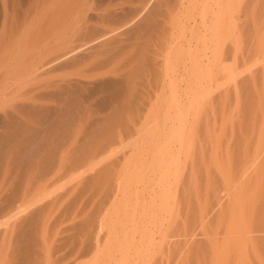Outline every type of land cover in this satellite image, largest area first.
<instances>
[{
  "label": "bare ground",
  "instance_id": "6f19581e",
  "mask_svg": "<svg viewBox=\"0 0 264 264\" xmlns=\"http://www.w3.org/2000/svg\"><path fill=\"white\" fill-rule=\"evenodd\" d=\"M47 1L45 4L48 5V8L45 12V7L44 9L41 7L44 3L42 0H0V27L2 28H0V216L3 218L0 219L3 220L0 221V264H50L52 256L61 250L65 251V254L62 255V261H58V264L59 262L62 264L64 262V264H95L97 260L98 264H102L108 260L106 257L108 252L112 251L121 254L120 259L114 255V252L112 254L114 256L108 254L112 256L111 260H114L113 257L117 258L113 262L108 260L112 263L129 264L134 262L133 264H138L141 261L142 264L145 261L143 259L148 258L145 256L146 254L151 257L149 251L153 250L154 245L157 244L156 236H165L164 233L159 234L158 232L159 229L165 228L163 226L167 218L165 219L164 215L167 216L168 213H171L169 211L172 206L166 205L168 200L172 203L173 197L176 201L178 199V196L172 191L178 193V190L181 191L183 187L179 182L175 184L177 185L176 189L171 191V187L173 188L175 183L172 181L175 179H172L173 176L178 173L176 175L178 178L179 174H183V170L179 173L177 169L181 170V164H185L186 157L184 155L187 154L185 153L187 150L184 148L190 150L191 147V145L188 147L185 144L187 137L190 136L192 139L193 134L197 133L196 136L194 135L195 140L193 139L191 143L193 145V142L195 144L199 138L198 132L203 130L199 131L203 127V123L196 127V129L199 128L198 132H193L192 129L188 130L189 125L192 128L194 125H191L187 120L190 112L195 114V111L198 110L197 104L201 107L199 103L203 98L202 94H204L202 91L206 88H202L201 83L206 82L207 79H211L212 82L219 81L215 75H220L224 67L230 74L227 69L230 70L231 65L229 64L231 60L233 61L232 53L236 54L241 49H243L241 51L246 50L247 52L246 56L244 55L245 61L249 54L248 63L255 61L250 63L255 65L257 60H261L260 63L263 62L264 52L261 53V51L264 50L262 48L264 47V0H108L111 7H106H110V9L107 10L103 18L108 24L103 28H95L98 23L89 24L93 23L90 22L92 15L91 18H88L85 14L86 19L89 20L83 16L87 22L80 18L84 15V13L78 15L82 6L80 10L77 4H80L81 1ZM41 2L43 3L41 4ZM27 3H31L30 8L27 9L26 6V12L23 13L24 16L21 19L22 15L20 17L17 14L22 10L19 12L18 10ZM82 3L81 5H83ZM134 4H138V6L133 7ZM87 7L89 8V6ZM85 8L83 7V9ZM103 10L105 9L102 8ZM41 11L48 12L47 15H42L43 19L39 14ZM79 19L85 24L79 26L81 23ZM188 31L192 32V39L187 40L184 67H182V71H180L181 68L177 69L178 72L173 71L171 61L174 62L176 59L171 60L170 57L177 54L174 51L178 47L181 49L179 43L181 37L177 33L185 35ZM166 47L170 48L169 51L164 50ZM164 51L169 53L168 58L167 55H164L166 54ZM259 53L263 54L261 59H259ZM235 54L234 59L236 60ZM140 64L142 65L140 66ZM228 65L229 67H227ZM252 65L248 66L252 67ZM246 68L245 66L244 69L247 70ZM172 71L173 73H171ZM234 72L231 73L235 74ZM250 72L251 74L248 76L253 75L255 81L257 79V84H260V77H254L258 75L257 72L253 73L252 70ZM262 73V79H264V69ZM172 75L175 78H172ZM235 75L229 76L234 78ZM252 77L249 79L253 80ZM219 78H222V82L224 81L223 77ZM242 80L246 81L245 78ZM193 82L198 83L195 85L197 91L190 87ZM222 82L219 81L221 85L218 83L220 88L225 84ZM239 82L242 85L243 81ZM176 83L181 86L183 83L185 87L179 86L178 88ZM246 83L248 84V82H245V87H247ZM262 83V86L259 85L262 87L261 89L259 87L256 89L255 85L253 89V84L247 87L248 89L252 87L249 90L243 88L248 92L249 97L246 95L247 93L246 96L244 95L245 97L243 96L244 98L248 97L247 102L242 101L244 104L243 106L239 105L242 108H240L239 114L235 115L237 119L242 114L241 111H244V121L243 115L238 119L245 123V129H240L242 125L244 126L243 122H234L241 124L238 129L236 126L239 127V125L234 123L230 125L232 139H230L231 141L228 139L226 145L224 142H220L223 144L218 147L221 146V150L222 148L223 150H220V155L217 157L212 155L214 159L211 157L213 161L210 171L206 170L210 169V158L207 159V156L204 158V160H209L206 164H203L204 160H201L202 166L207 167V163H209L208 168L204 167L207 171H205L204 181L200 175H197L200 168L199 160L196 156L193 157V163L196 164L195 160L199 163L198 171L196 167H194L196 168L194 171H197L198 181L204 182L202 183L204 189L202 192H196V197L194 196L195 192L190 190L189 192L193 193V198L184 196L182 192L183 197H186L182 198L183 204V201H187L188 198L192 199L187 207L182 204L185 207L184 211L180 209V206V208L178 207L184 213V215L180 213L182 216L179 213L178 215L185 219L182 221L183 224L185 222V239L179 249L182 252V254L179 252V256L182 255V258L186 255L188 259V256L191 254L193 256L196 253L198 258L202 257L201 261L197 260L199 264H221L224 256L223 246H230L233 250V248L235 249L234 244L235 246L239 245L241 240V234H239L241 231L239 230L242 229L240 225L244 226L245 222L247 224L253 222V230L257 234L253 238L257 247L256 253L258 255V251H261L264 255L262 248L264 247V153L262 154L264 150L261 149L260 154L257 148L260 145L262 147L263 143L260 145L258 143L264 139L262 138L264 137V91H262V89L264 90V81ZM176 85L177 89L174 87ZM235 87L237 88V86ZM210 88L212 87L210 86ZM167 89L171 96L166 95ZM209 89L208 92L211 91ZM259 90L263 94L261 91L258 93ZM192 91L193 93H191ZM255 92L258 95L261 93V95L258 96ZM239 94L235 100L239 98L241 102L243 97L241 98L242 95ZM165 95L168 98H165ZM203 96L206 97V95ZM164 98L170 100L171 107L168 109L173 111V116L168 117V120L171 121L170 127L166 124V118V122L164 121L165 123L163 122V125L161 123L160 126L162 132L157 131L159 128L155 129L161 139L154 134L155 132H152L154 134L152 136L148 130H145V132H149L148 135L151 138L153 137L154 143H156L154 138L159 137L155 138L160 145L156 146L155 153L148 152L155 156V158L153 156L156 164L155 170L150 166L153 163L149 161V164L147 163L148 158L152 157L151 154L146 153L147 160L141 155L142 149L144 148L145 151V148L149 146H147L148 140H143L147 135L141 134V131L138 134H141L140 138L144 136L141 140L146 144L141 141L140 145L144 143L146 146L139 147L141 152L139 148H136V152L139 150L138 158L141 159V155L143 159L145 158L144 161H136L138 158H134V152L131 154L127 152L129 155L125 154L130 157L125 158L124 155L123 160H117V162L111 160L112 163L111 161L109 163L110 159L108 158L111 155L113 157L120 143H124L122 142L124 134L135 135L136 128L140 127L154 113H159L160 110L163 112L166 109L165 114L169 113L166 107L170 102H166L167 100ZM229 99L227 97V100ZM166 103L168 104L166 105ZM164 105H166L165 108ZM195 107L196 110H193ZM196 115H193V118H198ZM234 116L232 119L235 118ZM190 118L192 121V116ZM201 119L203 120V118ZM201 119L198 124L202 121ZM195 121L197 119L193 120L194 123ZM168 123L170 122L168 121ZM246 124L251 129H246L248 128ZM217 125L213 124L212 127ZM142 127L140 128L142 129ZM164 127L165 129H163ZM216 128L219 129L218 126ZM215 131V128L211 131L212 133L209 131L211 139L208 137L210 144L214 147L213 141L217 138L214 136L216 135ZM188 132H193L192 136L188 135ZM202 135L200 136L202 137ZM135 136L132 137V141L135 140ZM217 140L216 143L221 141V139ZM153 141H149L148 144H152ZM208 142L206 141V143ZM244 143L245 145H243ZM151 144L148 149L153 147ZM242 145L244 146L243 152L241 151ZM174 146H177L175 148L178 151L174 152ZM132 147L134 146H131V149L135 148ZM194 147L197 149L195 145ZM154 148L155 146L151 149L154 150ZM193 148L191 149L193 150ZM207 151L205 153L208 154L210 151ZM192 153L194 152L192 151ZM192 153L188 154L191 158ZM116 154L117 152L114 155L116 156ZM181 154L185 157L183 160ZM225 157L228 159H226L228 164L233 165L231 170L227 168V164H224ZM130 158L131 160L135 159L138 164L142 163L141 168L140 165H134L136 163L133 164V160L131 163ZM191 158L187 157L189 163H191ZM145 161L151 167L150 172L157 173H153L155 178L152 175L154 180L152 181L157 182L155 180L160 179L159 183L152 182L153 186L151 181H147L149 184L147 183L146 188L142 185H145V180L150 178L147 179L148 176H146L148 170L145 168L148 165H144ZM130 163L134 165L133 170L137 167L134 172L130 170ZM143 170L147 173H143ZM195 172H190L191 174L188 172L185 175H193V178H190L195 179ZM237 172L238 174H235ZM136 173L141 174L137 177ZM143 174L144 178H142ZM133 175L139 181L136 182L137 184L134 182L137 180ZM139 176H142L141 179L144 180H141ZM133 179L135 180L133 181ZM192 179L189 180L192 181ZM194 181L193 184L200 185L198 181L196 182L199 184ZM256 183L259 187L256 186ZM150 185L151 190H148L150 195H147L149 197L146 198L144 194L148 193H144V191H147V186L150 189ZM187 187L183 188L184 192L190 195L185 191ZM195 190L197 191V187ZM91 193L98 199V207L95 212L89 210L88 206L93 198ZM172 193L177 197L172 196ZM87 194L90 196L88 203L82 205L81 199ZM247 194L251 195L250 199V196L246 199ZM182 195L179 196L182 197ZM243 196L246 197L239 201V198ZM157 199L161 204L156 202ZM121 200H126L125 203L128 206L125 208L119 206ZM155 203L158 207H154ZM177 203L179 204L178 201ZM174 204L172 205L175 209L177 204ZM161 206L167 207V209ZM119 207H122L120 208L122 215L121 212L120 214L117 212ZM60 208H63L65 214V222L62 225H60V221L57 222L56 216L57 210H61ZM177 212L174 217L176 215L181 221L182 218L177 215ZM111 214L116 218L120 217L117 220L115 218L114 222L117 225V221L122 219L119 222L120 225L122 223V230L119 228L120 226L116 225L120 231L116 232V235L113 234L115 238L112 236L116 240L108 238V231L105 233L107 237L102 235L104 234L103 230L110 231L105 227L114 224L110 220L111 216L109 215ZM168 216L169 223L177 222L172 220L174 217L171 219L173 215ZM106 217H110L111 221L107 225ZM112 220L114 219L112 218ZM221 224L226 226L225 233H221V237H218L220 233L214 232L213 235L218 238L216 241L210 242L208 238L210 228ZM55 226H57L56 232ZM107 238L112 240L111 242L115 244L116 248L110 241L108 243ZM55 243H58L60 247H54ZM106 243L112 244L116 250L111 248V252L107 249L105 252L107 254L102 253ZM106 247L109 248V245ZM236 250H234L236 252L230 253L228 264H243L244 259L239 254L240 250ZM100 252L104 256L102 257L107 260L101 259ZM98 255L100 258L97 257ZM100 259L104 262L99 261Z\"/></svg>",
  "mask_w": 264,
  "mask_h": 264
},
{
  "label": "rangeland",
  "instance_id": "374dc122",
  "mask_svg": "<svg viewBox=\"0 0 264 264\" xmlns=\"http://www.w3.org/2000/svg\"><path fill=\"white\" fill-rule=\"evenodd\" d=\"M42 1L44 2L45 0H42ZM46 1H47V0H46ZM46 1H45V2H46ZM48 1H49V0H48ZM48 1H47V2H48ZM52 1H53V0H52ZM55 1H57V0H55ZM55 1H53V2H55ZM77 1H78V2L81 1V3H82V2L85 3V4L82 3L83 5H81V3H80V4H79V3L77 4L78 7L80 8V10H81V6H82V10H83V11L81 10V12H79L80 14H78V15H82L81 13H84V15H82V17L79 16L80 18H82L83 21H85V19H86L85 14H87L88 18H89V17L91 18V15H92V18H91L92 21H90V22H93V23H92V24L89 23L90 25H94V24H97V23H98L97 25H95L96 27L94 26L95 28H100V27L103 28V27H105V26L108 24V22H107L105 19H103V18L105 17L104 15H106V13H107V10H109L110 7H111V6H110V2H109L108 0H106V1H105V0H100V1H99V0H83V1H82V0H77ZM101 1H102V2H101ZM103 1H104V2H103ZM43 2H41V4H42ZM45 2L43 3V6L41 5V7H43L42 9H44V7H45L44 11L46 12V11H47V8H48V7H47L48 5L45 4ZM95 2H96V3H95ZM105 2H106V3H105ZM102 3H103V4H102ZM101 4H102V5H101ZM30 5H31V3H30V4L27 3V4H25V5H22L21 9L18 10V12L21 11V10H22V11H21V13H20V12H19V13L17 12V13H18L17 16H20V17H21V15H22V17H21V19H22L23 16H24L23 13L26 12V6H27V9H29V8H30V7H29ZM44 5H45V6H44ZM86 5L89 6L90 9H91V8H93V9L90 10ZM90 5H91V6H90ZM136 5L138 6V4H136ZM136 5L134 4L133 7H134V6L136 7ZM50 6H52V5H50ZM50 6H49V7H50ZM108 6H110V7H109V8H106V7H108ZM83 7H84V8L86 7L85 9H86L87 11H86L85 9H83ZM95 7H98V8H95ZM87 8L90 10V12H89V10H88ZM99 8H100V9H99ZM102 8L105 9V10L102 11ZM42 9H40V10H42ZM96 9H97V10H96ZM80 10L78 9V11H80ZM84 10H85V11H84ZM94 10H95V11H94ZM42 11H43V10H42ZM42 11H41V13H39V14H41V19L44 18V16H42V15H44V14L47 15V14H48V12H47V13H43L44 11H43V12H42ZM96 11H98V12H96ZM85 12H86V13H85ZM94 13H95V14H94ZM99 13H100V14H99ZM103 13H104V14H103ZM191 14H192V13H191ZM78 15H77V16H78ZM89 15H90V16H89ZM94 15H95V16H94ZM99 15H100V16H99ZM83 16H85V17H84L85 19L83 18ZM96 16H98V17H96ZM42 17H43V18H42ZM93 17H94V19H93ZM88 18H87L86 20H89ZM97 18H98V19H97ZM99 18H100V19H99ZM79 20H81V19H79ZM82 20H81V23L79 22V23H80L79 26H82V25L85 24V22H87V21L82 22ZM96 21H97V22H96ZM81 24H82V25H81ZM97 26H98V27H97ZM0 28H1V27H0ZM1 29H2V28H1ZM0 31H1V30H0ZM189 32H190V33H189ZM191 33H192L191 31H188L187 33H185V35H182V33H177V34H180V37H181V38L179 39V40H180L179 43L181 44V47H180L181 49H179V47H178V49L174 51V52L177 53L178 55H177V54L172 55L174 58H173V57H170L171 60H175V59H176V61H174V62L171 61V65H173V66H172V68H173L172 70H173V71L176 70V71L178 72V70H179L180 68H181L180 71H182V67H184V66H183L184 63H185L184 57H186V56H185V51H186V49H187V47H186L187 45H186V44H187V40L189 41L190 38L192 37V34H191ZM190 34H191V36H190ZM183 36H184V37H183ZM186 36H187V37H186ZM182 37H183L184 40L182 39ZM178 38H179V37H178ZM191 39H192V38H191ZM263 39H264V38H263ZM174 41H176V40H174ZM185 41H186V42H185ZM227 42H229V41H227ZM183 46H184V47H183ZM263 46H264V45H263ZM173 48H174V47H173ZM262 48L264 49V47H262ZM262 48H261V49H262ZM169 49H170V48H167V47L164 48V50H167V51H169ZM174 49H176V48H174ZM182 49H183V50H182ZM263 49H262V50H263ZM241 50H243V49H241ZM241 50H239L240 52L238 51V53H236V54H235V53H232L233 55L231 56V58L233 59V61H232V60L230 61V64H229V65H231L230 67H229V65L227 66V67L230 68V70L227 69L228 71H230V74L226 71V69H225V67H224V69L221 70V74H220V75H217V76L215 75V78L217 77V78L219 79L220 82H222V80H221L222 78L220 79L219 77H223V78H224V81H223V82H224L225 84H223V82H222L223 86H222L221 88H220L219 85H218V83H219L218 80L214 81V79H213L214 82H212L211 79H207L208 81H207V80H206V82H205V81H204V82L202 81L203 83H201V85H203L202 88L206 87V88L203 89V91H202V93L204 92V94H202V97L205 98V100L202 101L203 98L201 99V102H202V103H201V102L199 103L201 107H199V105L197 104V107H198L197 109H198V110L195 111V114H192V112H190L192 115H191V114L188 115L189 118L187 117V120H189V122L191 123V125L193 124L194 126H193V128H192V126L190 127V125H189V126H188L189 128H188V127H187V128H188V130H189V129H192L191 131L194 130L193 132H195V131H197V129H199V128L196 129V127H197V126H198V127L201 126V123H203L202 126H203L204 128L201 127V128L199 129V131H200L201 129H203V130H201V132L203 131V133H202L203 135L201 134V132H198V131H197L200 135H202V137L198 134V135H199V138L201 137L200 139L198 138V139H199V142H197L198 139L195 137L197 140L195 141V144H194V142H193V145H192L191 143H192V141H193V139H194V135L196 136L197 133H196V134H193V132L189 133L190 131L188 132L189 134L187 133L188 135H191V136H192V134H193L192 139H191L190 136H188L189 139H190V140H189L190 143H189V141H188V137H187V140H186L187 142H185L186 146L188 145V147H189V145H191V147H190V150H191V151H190L189 149L184 148V150H187V152L185 151V153H187V154H185L184 151H183V154H185L184 156L186 157V159H184L185 157L183 156V154H181V155H182L181 159H182V160H183V159L185 160V164H184V163L181 164V166H180V169H181V170L177 169L178 172L183 170L182 172H183L184 175H183V174H181V175L179 174V176H178L179 179H178L177 176H176V175H178V173L175 174L174 176L172 175L173 178H172V176H171L172 179L175 178L174 180L170 179V181L172 180V181L175 182L173 188L171 187V191L176 189L177 185H175V184H176V183L178 184L179 182H180V185H182L183 187L181 186V187H182L181 191H180V189H179V190L177 189V190H178V193L181 192L180 194L182 195V192H183V195L186 196V197L189 196V197H192V198H193L195 195H197V193L203 191V189H204V184H202V183H204L203 181H204V179L206 178V177H205V175H206L205 173H206L207 171H210V170H211V163H212V161H213L212 158H213L214 156L217 157V156L220 155L221 146H220V148H219L218 145L223 144V143L220 144V142H224V144L226 145V142H228V139H229V140L232 139V138H231L232 133H231V131H230V129H229V128L232 129V127H231L230 125H232L234 122L241 123V122H243L244 119H245V116L243 115L244 111H241V113H242L241 115L244 116V118H242L243 121L240 120V119H238V118L242 117L241 115H240V117L237 118V119L239 120V122H238V120L236 119V117H237V116H236L237 113L239 114V112H240V108H242V106H243V104H244L243 102H247L246 99L249 97L248 92L245 91V90H243V88H244V89L246 88V90H249V89H251V88L253 87V89H254V88H255L254 85L257 87L256 89H258V87H259L260 89L262 88V87H260V86H262V84H263L262 82L264 81V79H262V78H263V73H262V72H263V69H264V67H263V64H264V63H263V62H264V58H263V60H262V61H263V62H262L263 64L260 63L261 60H260V61L257 60V61L259 62V64H260V66H262V68H260V66H258V65H259L258 62H256L255 65L250 64L252 61H251L250 63H248L249 61H247V60L249 59V58H248V57H249V54H247V55H248V57H246V59H247L246 61H247V63H248V64H247L246 61H245V59H244L245 56H246V53H247V52H246V50H244V51H245V53H244V51H241ZM167 51H164V52H166V54H164V55H167L166 57L168 58V56H169L168 54H169V53H168ZM170 51H171V50H170ZM171 52H172V51H171ZM180 52H181V53H180ZM248 52H249V51H248ZM262 52H264V50L261 51V53H262ZM243 53H244V54H243ZM249 53H250V52H249ZM261 53H259L260 55L258 54V56H260L259 59H261V56H263V54H264V53H263V54H261ZM172 54H173V53H172ZM180 54H181V55H180ZM234 54H235V56H237V57H236V60L234 59ZM244 55H245V56H244ZM170 56H171V54H170ZM176 56H177L178 58H175ZM258 56H257V57H258ZM166 57H165V58H166ZM242 58L244 59L246 65L244 64V61H243ZM161 59H162V58H161ZM181 59H182V60H181ZM162 60H163V59H162ZM165 60H166V59H165ZM254 62H255V61H254ZM254 62H252V63H254ZM179 64H182V65L179 66ZM256 64H258V65H256ZM141 65H142V64H140V66H141ZM243 65H244V66H243ZM248 65H252V67H249ZM175 66H176V67H175ZM178 66H179V67H178ZM245 66L247 67V68H246L247 70L244 69ZM253 66H254V67H253ZM255 66H256V67H255ZM248 67H249V69H250V68H252V69L249 70ZM254 68H255V69H254ZM177 69H178V70H177ZM240 69L242 70L241 72H240ZM259 69H260L262 72H261V71H258V72H257V70H259ZM224 70H225V71H224ZM237 70H238V71H237ZM248 70H249V71H248ZM251 70H252L253 73L256 71L258 75L260 74V76H258V75H257V76H254V77H256V78H259V77H260V78H259V82H261L260 84H259V83L257 84V82H256L257 79H256V81H255V79L252 77L253 75H252V76H248V74H249V75L251 74V72H250ZM254 70H255V71H254ZM173 71H172L171 73H173ZM222 71H223V73H224V72H225V73L223 74ZM234 71H235V72H234ZM231 72H234L237 76H236L235 74H232ZM260 72H261V73H260ZM226 73H227V74H226ZM237 73H239V74H237ZM243 73H245V75H243ZM179 74H180V73H179ZM228 74H229L230 76H231V75H232V76L235 75L234 78H236V79H234V78L232 77V78L234 79V80H233ZM174 75H175V74H174ZM174 75H172V78H175ZM224 75L229 76L230 79H227V78H229V77H226V76H224ZM238 75H239V76H238ZM242 75H243V77H242ZM255 75H256V74H255ZM213 77H214V76H213ZM225 77H226V78H225ZM247 77H248V81H247ZM250 77H252L253 80H250V79H249ZM238 78H239V79H238ZM244 78L246 79V81H245V80H242V79H244ZM209 80H210V81H209ZM261 80H262V81H261ZM228 81H229V83H227ZM239 81H243L244 84L242 83V85H241V83H240ZM249 81H251L252 83L249 82ZM254 81L256 82V84H254V83H255ZM216 82H217V83H216ZM245 82H248V84L246 83V84H247V87H248V86L250 87L251 84H253L252 87L249 88V89H248L247 87H245V86H246V85H245ZM253 82H254V83H253ZM183 83H184V82H183ZM183 83H182V86H181V84H179V83H178V84L176 83V84L178 85V88H179V86H181V87H185L186 84L184 83V85H185V86H184ZM211 83H212V85H211ZM237 83H239V84L237 85ZM249 83H251V84L249 85ZM193 84H194V85H193ZM193 84H192V86H191V84H190V87H192V89L194 88L193 90H195V87H196L195 85H196V84L198 85V83L195 84V82H193ZM205 84H206V85H205ZM219 84L221 85V83H219ZM177 85L174 86L176 89H177ZM204 85H205V86H204ZM217 85H218V86H217ZM224 85H225V86H224ZM240 85H241V86H240ZM244 85H245V86H244ZM257 85H258V86H257ZM259 85H260V86H259ZM210 86H211L212 88L209 89ZM235 86H237V88H236ZM239 86H240V87H239ZM242 86H243V87H242ZM186 87H187V86H186ZM199 87H200V85H199ZM196 88H197V87H196ZM241 88H242V90H240ZM263 88H264V86H263ZM208 89L211 90V91L208 92ZM236 89H237V91H236ZM256 89H255V90H256ZM168 90H169V89H167V93H166V95L168 96V94H169V95L171 96V93H169ZM195 91H197V90H195ZM239 91H240V92H239ZM260 91H261V90H259V91H257V92L259 93ZM262 91H264V90L262 89ZM262 91H261V93H262ZM205 92H206V94H205ZM241 92H242V94H241ZM191 93H193V91H192ZM239 93H240V94H239ZM243 93H244V94H243ZM246 93H247V94H246ZM261 93H260V95H261ZM263 93H264V92H263ZM263 93H262V94H263ZM238 94H239L240 96L242 95L241 98H242L245 94L248 95V97H247V98H244V97L246 96V95H245V96L241 99V102L239 101V98L236 99V100H238V101H236L235 98H237L236 96H238ZM255 94H256V92H255ZM255 94H254V95H255ZM166 95H165V96H166ZM194 95H196L195 92H194ZM194 95H193V96H194ZM200 95H201V93H200ZM200 95H199V96H200ZM203 95H206V97H204ZM256 95H258V94H256ZM260 95H258V96H260ZM167 96H166L165 98H168ZM190 96L192 97V94H190ZM258 96H255V97H258ZM263 96H264V95H263ZM227 97H228V99L230 98L231 100H230V99H229L230 101L227 100ZM238 97H239V96H238ZM165 98H164V99H165ZM169 99H170V97H169ZM169 99H168V100H169ZM233 99H234V100H233ZM165 100H167V99H165ZM168 100H167L166 102L169 103L170 100H169V101H168ZM242 101H243V102H242ZM226 102H227V103H226ZM168 103H166V105H167ZM224 103H226V105H223ZM166 105H164V108L166 107ZM169 105H170V106H169ZM239 105H242V106H239ZM238 106H239V107H238ZM247 106H249V105H247ZM169 107H171V102H170V104H168L167 107H166V108H167V111H168L169 113L165 114L166 109H165L163 112H161L162 110H160V112L158 111L159 113H157V112H156V114L154 113L152 116L148 117V119H147L144 123H142V125L140 126V127L143 126L142 129H141L140 127L136 128L137 131H135V132H136L137 134L141 131V132H142V133L140 132L141 134H143V135H147V136H146L147 138L144 137V136L142 135V136L144 137V139H143L144 141L148 140V141H147V146H148V145L150 146V144H151V143L148 144L149 141H151V140L153 141V139H152L153 137L151 138L150 135L153 136L154 134H156V130H155V129L159 128V129H157V131L161 129V128H160L161 123H162V125H163V124L166 122V121H165L166 118H167V123H166V124H168V126L171 125V121L168 120V117H170V116L172 117V116H173V111H171V110L169 111V109H168ZM193 110H196V107H195ZM242 110H243V109H242ZM196 112H197V115H196ZM193 113H194V112H193ZM168 114H169V115H168ZM203 114H204V115H203ZM235 114H236V115H235ZM167 115H168V116H167ZM193 115H194V116L196 115L198 118H196V117L193 118ZM202 115H203V116H202ZM234 115H235V116H234ZM165 116H166V117H165ZM191 116H192L193 120H194V119H195V120L197 119V121H195V123L193 122V120H192V121L190 120V119H191V118H190ZM201 116H202V117H201ZM233 116H234L235 118L232 119ZM238 116H239V115H238ZM199 118H200V119L203 118V120L201 119L202 121L200 122V124H198L199 121H200ZM169 119H170V118H169ZM234 119H235V121H234ZM215 120H216V121H215ZM136 121L138 122V118H137V117H136ZM164 121H165V122H164ZM168 121H169L170 123H168ZM231 121H232V122H231ZM163 122H164V123H163ZM192 122H193V123H192ZM207 122H208V124H207ZM214 122H215V123H214ZM216 122H217V123H216ZM190 123H189V124H190ZM144 124H145L146 126H145ZM166 124H165V125H166ZM213 124H214V125H215V124H218L217 126L219 127V129L216 128L217 126L214 127L215 130H216V131H215V134H216V135H214V134H213V135H214L215 137H217L216 139H218V140L221 139V141H219L218 143L215 142L216 139L213 141L215 147H214L212 144H210V140H209V138H210V137H209V135H210V134H209V131H210V133H212L211 131L214 129V128L212 127ZM234 124H236V123H234ZM243 124H244V126H243V125L241 126V124H236V125H239V127L236 126L237 129L240 128V126H241L240 129H243V128L245 129V123L243 122ZM144 126H145V127H144ZM168 126L166 125L165 127H167V129H168ZM207 126H208V129H206ZM246 126H248V125L246 124ZM147 127H148V128H147ZM165 127H164L163 129H165ZM169 127H170V126H169ZM209 127H210V128H209ZM145 128H146V129H145ZM212 128H213V129H212ZM249 128H250V127L248 126V128H246V129H249ZM209 129H210V130H209ZM250 129H251V128H250ZM142 130H143V131H142ZM145 130H148V131L150 132V135H148L149 132H147V131L145 132ZM205 130L208 132L207 135H206L207 132H206ZM218 130H219V131H218ZM160 131L162 132V130H160ZM160 131H159V132H160ZM152 132H155V133L153 134ZM216 132H217V133H216ZM237 132H238V131H237ZM136 133H134L136 136H135V135H132V136H131L130 134H129L130 137L127 136L126 134H124V136H122V137H123V141H122V142H124V143H122V144L120 143L121 146H120V144H119V146H118V150L116 151V152H117L116 156L114 155V154L116 153V152H115V153L113 154V157H112V155H111V157L108 158V159H110V160H108V162L111 161V160H113V162H117V160H123L122 158L124 157V155H125V158H126V157H130V156H127V155H129V153L131 154L132 152H134V154H135V155H134V158H136V157L138 158V154H140V153H138V151L140 150L139 147H140V146L145 147L146 145H144V143L146 144V142H144L143 140H141V139L143 138V137L140 138V135H141V134H138V135H137ZM151 133H152V134H151ZM159 134H160V133H159ZM228 134H229V135H228ZM125 135H126V136H125ZM156 135L159 136L158 134H156ZM156 135H155V136H156ZM161 135H162V133H161ZM226 135H227V138H226ZM263 135H264V134H263ZM134 136H135L136 138H134L135 140L132 141V137H134ZM137 136H138V139H137ZM149 136H150V138H148ZM157 136H156L155 138H157ZM203 136H204V137H203ZM159 137H160V136H159ZM159 137H158V138H159ZM197 137H198V136H197ZM205 137H206V138H205ZM208 137H209V138H208ZM129 138H130V139H129ZM145 138H146V139H145ZM155 138H154V140H155L156 143H154V141H153L152 144H151V145H153V147L155 146L154 150L151 149V148H153L152 146H151L150 149H148L149 146L146 147L147 150H151V151H147L146 148H145V151H147V152L144 151V148H143V149L141 148V149H142V152H143V153L145 152L144 154L141 153V155H142L143 157L146 158V153L149 154L148 152H154V153H155V151H156V149H157L156 146H157V147L160 146L159 143H158V140H157L158 138H157V139H155ZM202 138H203V140H205V141H203ZM225 138H226V139H225ZM262 138H264V137H262ZM128 139H129V141H128ZM160 139H161V137H160ZM160 139H159V140H160ZM207 139H208V140H207ZM210 139H211V138H210ZM136 140H137L138 143L136 142ZM156 140H157V141H156ZM194 140H195V139H194ZM200 140H201V141H200ZM218 140H217V141H218ZM226 140H227V141H226ZM246 140H247V139H246ZM262 140L264 141V139H262ZM125 141H126V142H125ZM141 141L144 142L142 145H140V144L142 143ZM202 141H203V143H201ZM206 141H209V142L206 143ZM230 141H231V140H230ZM263 141H262L261 143H258V145H260V144L263 143V144H262V147H261V145H260V147H257V148L259 149V151H260V154H261V152H262L261 149L264 150V142H263ZM127 142H128V143H127ZM132 142H133V144H131ZM135 142H136V143H135ZM139 142H140V143H139ZM244 142H245V141H244ZM160 143H162V142L160 141ZM162 144H163V143H162ZM207 144H209L210 146L207 145ZM143 145H144V146H143ZM194 145L197 147V149L194 147ZM205 145H206L207 147H206ZM211 145H212V147H211ZM243 145H245V143H244ZM243 145H242V146H243ZM126 146H127V147H126ZM131 146H134L135 148L132 147V148H134V149H131ZM136 146H137V147H136ZM128 147H129V148H128ZM175 147L177 148V146H174V148H173V149H174V152L178 151ZM188 147H187V148H188ZM193 147H194V148H193ZM127 148H128V149H127ZM136 148H139V150H137V152H136ZM191 148H193V150H192ZM208 148H209V151H210V152L207 151ZM211 148H213V149H211ZM217 148H218V149H217ZM242 148H243V149H242ZM242 148H241V151L243 152V151H244V146H243ZM178 149H179V148H178ZM195 149H196V150H195ZM204 149H205V150H204ZM210 149H211L212 151H211ZM214 149H215V150H214ZM258 149H257V150H258ZM126 150H127V151H126ZM188 150L190 151V153H188V152H189ZM222 150H223V148H222ZM222 150H221V151H222ZM192 151H193L194 153H192ZM195 151H196V152H195ZM205 151L209 152L210 154H209V153H208V154L205 153ZM237 151L239 152V150H237ZM241 151H240V152H241ZM127 152H129V153H127ZM135 152H136V153H135ZM140 152H141V150H140ZM215 152H217V153H215ZM218 152H219V154H218ZM242 152H241V153H242ZM257 152H258V151H257ZM125 153H127V155H126ZM191 153H192V155H193L192 158H191L190 155H188V154H191ZM204 153H205V155H204ZM213 153H214V154H213ZM224 153H225V152H224ZM263 153H264V152H262V154H263ZM150 154H151V156H152V153H150ZM150 154H149V155H150ZM206 154H207V155H206ZM217 154H218V155H217ZM257 154H259V152H258ZM136 155H137V156H136ZM141 155H140L141 159L138 158V160H136V161H142V162L144 161L145 158L143 159ZM144 155H145V156H144ZM186 155H188V156H186ZM203 155H204V156H203ZM210 155H211V156H210ZM212 155H214V156H212ZM225 155H226V154H225ZM153 156H154V154H153ZM153 156H152V157H149L148 160H147V158H146V160H147V163H148V164H149V162H150V163H153V165L150 164V166H152V168L155 170V168H156V167H155L156 164L154 163V160H155L154 158H155V156H154V158H153ZM194 156H196V157L198 158V159H197V158L195 157L197 160H199L198 162L200 163L201 166L199 165V163H198L196 160H195V163H196V164L193 163V162H194V159H193ZM201 156H203V159H201V158H202ZM206 156L208 157L207 159L210 158L209 160H210L211 162H209V160H207V159H205L206 161L204 160V158H206ZM115 157H116V158H115ZM117 157H118V158H117ZM131 157L133 158V155H131ZM183 157H184V158H183ZM187 157H188V158H189V157L191 158V161H190V162H191L192 164L189 163ZM211 157H212V158H211ZM112 158H113V159H112ZM125 158H124V160H125ZM137 158H136V159H137ZM150 158H151V159H150ZM152 158H153V160H152ZM139 159H140V160H139ZM213 159H214V158H213ZM226 159H227V158L225 157V159H224V160H225V163H224V164H227V165H228V167H227V166H226V167L230 169L231 166H232V168H233V165H230V163L228 164V161H227L228 159H227V160H226ZM115 160H116V161H115ZM130 160H131V158H130ZM132 160H133V159H132ZM132 160H131V163L134 161L133 164L136 163V164H134V165H136V166H139V165H140V168H141V165H143L142 163H141V164H138V162H135V159H134L133 161H132ZM201 160H204L205 163L202 162ZM148 161H149V162H148ZM151 161H152V162H151ZM186 161H187V163H186ZM201 162H202L203 164H206V162H209V163H210V169H206L207 171L205 170V168H208L209 163H207L208 166L206 167L205 165L202 166ZM109 163H110V162H109ZM111 163H112V161H111ZM131 163H130L131 166L129 165V166L131 167L130 170H133V168H134L133 166H134V165H132ZM145 163H146V161H145ZM145 163H144V165L147 166L148 164H147V163L145 164ZM180 163H181V162H180ZM197 163H198V164H197ZM183 164H184V165H183ZM193 164H194V166H193ZM179 165H180V164H179ZM190 165H192L193 167L190 166ZM195 165H196V166H195ZM198 165H199V167H200V168H199V171H198V168H197ZM222 165H223V164H222ZM229 165H230V166H229ZM146 166H145V167H146ZM150 166L148 165L149 168H148V167L145 168V170H146V169L148 170V175H146V176H148L147 179H149V178L151 179V180H150V179H149V180H145V182H146L145 185H142V186H144L145 188H146V185H147V183H148L147 181H151V183H152V182L154 181V180H153V176H154V178H155V175H154V174H155L156 172H155V171H154L155 173H154L153 171L150 172V170H151V167H150ZM184 166H185L186 169H187V166H188V169H187V170H189V171H187L186 169L184 170ZM154 167H155V168H154ZM189 167H190V168H189ZM194 167L197 168L198 174H197V171H196V172L194 171V170H196V168H194ZM204 167H205V168H204ZM224 167H225V166H224ZM138 168H139V167H138ZM178 168H179V167H178ZM193 168H194V169H193ZM227 168H225V169H227ZM238 168H239V167H238ZM136 169H137V167L133 170V172H134ZM149 169H150V170H149ZM239 169H240V168H239ZM239 169H238V170H239ZM192 170H193V172H195V175H194V178H195V179H192V178H193V177H192L193 175H187V176L185 175L186 173L188 174V172H189V174L193 173ZM202 170H203V172H202ZM227 170H228V169H227ZM230 170H231V169H230ZM238 170H237V171H238ZM137 171H138V170H137ZM137 171H136V172H137ZM175 171H176V170H175ZM184 171H185V172H184ZM200 171H201V173H199ZM205 171H206V172H205ZM232 171H233V170H232ZM176 172H177V171H176ZM182 172H181V173H182ZM190 172H191V173H190ZM238 172H239V171H238ZM238 172L235 173V174H238ZM240 172H241V171H240ZM138 173H139V171H138ZM138 173H136V174H137V177H138V175L141 174V173H140V174H138ZM143 173L146 174L147 171L144 172V170H143ZM151 173H152V174H151ZM153 173H154V174H153ZM179 173H180V172H179ZM133 174H134V173H133ZM149 174H150V175H149ZM156 174H157V173H156ZM196 174H197V175H200V177L203 178V181H202L201 178H199V180L201 179L202 182H199V181H198V179H197L198 176H197ZM203 174H204V176H203ZM239 174H240V173H239ZM134 175H135V174H134ZM134 175H133V176H134ZM143 175H144V174H143ZM143 175H142V176H143ZM152 175H153V176H152ZM158 175H159V174H158ZM135 176H136V175H135ZM135 176H134V178L137 180V178H136ZM142 176H139L140 179H141ZM150 176H151V177H150ZM181 176H185V177H182V178H181ZM188 176H189V179H190V180L192 179V181H190L189 179H187ZM196 176H197V177H196ZM131 177H132V175H131ZM144 177H145V175H144L142 178H144ZM186 177H187V178H186ZM190 177H192V178H190ZM238 177H241V175H240V176L238 175ZM159 178H160V177H159ZM183 178H186V179H183ZM135 179H133V181H134ZM176 179H177V180H176ZM239 179H240V178H239ZM141 180H144V179H141ZM141 180H140V181H141ZM152 180H153V181H152ZM158 180H160V179L155 180V181H157V182H153V183H159L160 181L158 182ZM184 180H185V181H184ZM188 180H189V181H188ZM194 180L198 181V182L200 183V185L202 186V188H201L200 185H199V186H200V187H199V186H196V184H193V181H194ZM241 180H242V179H241ZM241 180H240V181H241ZM172 181H171V182H172ZM176 181H178V182H176ZM183 181H184V184H183ZM196 181H194V182H196ZM243 181H244V180H243ZM256 181H257V179H256ZM259 181H260V180H259ZM134 182L136 183V182H139V181L137 180V181H134ZM134 182H133V183H134ZM198 182H196V183H198ZM238 182H239V180H238ZM257 182H258V181H257ZM130 183H132V182L130 181ZM135 183H134V185H135ZM143 183H144V182H143ZM153 183H152V186L154 185ZM191 183H192V185H194V187H192ZM199 183H198V184H199ZM136 184H137V183H136ZM148 184H149V183H148ZM186 184L188 185V187H187ZM198 184H197V185H198ZM155 185H156V184H155ZM185 185H186V186H185ZM254 185H255V183H254ZM260 185H261V181H260ZM142 186H141V187H142ZM189 186H190V188H189ZM256 186L259 187L258 183H256ZM147 187H148V188H147V191H148V190H151V185H150V189H149V186H147ZM184 187H185V188L187 187L188 190H187V189L185 190V191H187V192H189V191L191 190V191H193V192H195V193L197 192V193H196V194L194 193V196H193V193H190V192H189L190 195H188L187 193L184 192V189H185ZM196 187H197V191L195 190ZM179 188H180V186H179ZM183 188H184V189H183ZM200 188H201V189H200ZM253 188H256V187L253 186ZM256 189H257V188H256ZM256 189H254V190H256ZM140 190H143V189H140ZM177 190H176V191H177ZM182 190H183V191H182ZM147 191H144V193H145V192L148 193V194H144V197H146V198L149 197V196H147V195H150V191H148V192H147ZM157 191H158V189H157ZM256 191H257V190H256ZM172 192L178 196V197H177L176 195H174V194L172 193V196H176V197L178 198L177 201L179 202V204H178L177 201L174 199V197H173L174 200L172 199V197H170V198L172 199V200H171L172 203L168 200V202H167L166 205H168V207H171V206H172V207H171V211H169V212H171L170 214L173 215L172 217L170 216L171 219L174 217V214H176V211H178V212H177V215H178V213H179V215H181L180 213H182V215H184V213H183L184 210H183V209H185V207H187V205L189 204V202L192 200L191 198H188L187 201H186L185 199H183V200H185V201H183V202H184V204H183V203H182V198H186V197H183V195H182V197L179 196L180 194L178 195V193H175V191H172ZM91 194H92V193H91ZM250 194L252 195V193H250ZM250 194H247V198H246V199H248L249 196H250L249 199L251 198V195H250ZM253 194H254V193H253ZM92 196H93V198L90 200L89 203L87 202L88 199L90 198L89 194H87L86 196H84V197L81 199V204L83 205V204H87V203H88V204H89L88 206L90 207L89 210L95 212V211H96V208L98 207V205H97V204H98V202H97L98 199H97L93 194H92ZM88 197H89V198H88ZM132 197H133V196H132ZM176 197H175V198H176ZM195 197H196V196H195ZM245 197H246V196L240 197V198H239V201H240V200H243L242 198H245ZM180 198H181V204H180ZM159 199H160V198H159ZM126 200H128V199L126 198ZM126 200H125V201H124V200H121V205H120V202H119V204H118V203H117V204H118L119 206H123V207L125 208V207L128 206V205L126 206V203H125V202H127ZM160 200H161V199H160ZM122 201H123V202H122ZM156 202H157V203H160L158 199H157ZM173 202H175V203L177 204V207L175 206V209H177V210H175V209L173 208V205H172V204H174ZM241 202H242V201H241ZM122 203H123V205H122ZM124 203H125V204H124ZM168 203L170 204V206H169ZM186 203H187V204H186ZM160 204H161V203H160ZM176 204H174V205H176ZM182 204H183L185 207H184ZM185 204H186V205H185ZM166 205H165V206H166ZM181 205H182V206H181ZM179 206H180L181 208H180ZM116 207H117V206H116ZM154 207H158V205H156V203H155ZM161 207H164V206H161ZM178 207H179L181 210H183V211H181ZM120 208H122V207L117 208V209H119L117 212H119V214H120V212H121V215H122V211H120ZM164 208L167 209V207H164ZM60 209H61L62 211L58 209L60 213H59L58 210H57V215H56V216H57V220H58L57 222L60 221V223H61L60 225H62V224H64V222H65V220H64V218H65L64 215H65V214L63 213V208H60ZM158 209H161V208H158ZM178 209H179V210H178ZM168 210H170V209H168ZM172 210H174L175 213H174V211H172ZM123 211H124V210H123ZM124 212H125V211H124ZM172 212H173V213H172ZM62 213H63V214H62ZM61 214H62V215H61ZM170 214L168 213V215H170ZM168 215H167V216L164 215V216H165V219L167 218V219H166V220H167L166 223H168V224L164 223L165 225L163 226V228H164V227H165V228H164V229H159L160 231L158 232L159 234H163V233H164V234H165V236H164L165 238L163 237V235L161 236L162 238L160 237V235L156 236V243H157V244L154 245L155 248L153 247V250L150 249L151 252L149 251V253H151V254H150L151 257L149 256V254H146V255L144 254L146 257H148V258H147L148 260L144 258L143 260H145L146 262L143 261V263L145 262L144 264H199V261H201L202 257L200 256V257L198 258L197 255H196V253H194L193 256H192V254H191V255H190L191 257L188 256V259H187V256H186V255H185L183 258H182V255H181V257L179 256V252H181V250L179 251L180 246H181V244H183L184 239H185V232H184V231H185V226H184V225H185V222H184V224H183V222H182V221H184L185 219H183V218L181 217L182 215H181V216L178 215L179 217H181V218L183 219V220L181 219V221H180L179 218H177V216L175 215V217H174L172 220H174V222H175V221H177V222L173 223V222L171 221L172 223H169V222H168V221H169V220H168V218H169ZM56 216H55V218H56ZM60 216H61V217H60ZM109 216H111V219H110V220L112 221V224H113V223L115 224L116 222H114V221H115L116 216H114V215H112V214L109 215ZM112 216H113V217H112ZM117 217H118V216H117ZM183 217H185V216H183ZM109 218H110V217H108V218L106 217V221H107L106 225L109 224V223H111V221L109 220ZM112 218H113L114 220H112ZM176 218H177V219H176ZM0 219H3L2 216H0ZM59 219H60V220H59ZM117 219H120V217L116 218V220H117ZM171 219H170V220H171ZM121 220H122V219H121ZM121 220L117 221L118 225H117V224H115V225H114V224H113V225L109 224L107 227H105V229L108 228V229H110V231H109V230H103V231H104V234H102V235H105V236H106L107 234H105V233H107L106 231H108V235H107V236H108V238H111V239H112V238H113L112 236L116 235V232L120 231L119 228H120V229L122 228V227H121L122 223H121V225H120V223H119ZM0 221H3V220H0ZM108 221H110V222H108ZM244 222H245V221H244ZM244 222H243V224H244ZM116 225H117V226H120V227L118 228ZM114 226H116L117 229H116V227L114 228ZM240 226H241L240 228H242L241 230H239V231H241V232H239V234H241V240H240V243H239V245L236 244V246H235V244H234L235 249L233 248V250H231L232 248H231L230 246H229L230 248H229V247H226V246H223V248H224V251H223L224 253H223V255H224L225 257H224V256L222 257L223 259H222V263H221V264H228V261H227V260L229 259L230 253H232V252H236V251H237L236 249L240 250V253H239V254H241V255H242L241 258L244 259V261L242 262L243 264H244L245 262H247L246 264H256V263H257V264H261V263L264 264V263H263V262H264V261H263V260H264V255H263V253H262L261 251H258V255H257V253H256V251H257V247H256V245L254 244L255 241H254L253 238H254L257 234H255V232H254V230H253V222H250V224H249V223L247 224V223L245 222L244 226H243L242 224H241ZM55 227H56V229H55V232H56V231H57V226H55ZM59 227H60L59 229H61V226H59ZM109 227H110V228H109ZM111 227H112V229H111ZM158 227H159V225H158ZM225 227H226L225 225L221 224L220 226H219V225H218L217 227L215 226V227L212 228V229L210 228V231H209L210 234H209V237H208V238H209V241H210V242H212V241H216L218 237H221V236H220L221 233H225ZM240 228H239V229H240ZM114 229H115V230H114ZM113 230H114V231H113ZM116 230H117V231H116ZM121 230H122V229H121ZM161 230H162V231H161ZM103 231H102V233H103ZM111 231H112V232H111ZM156 231H158V229H156ZM226 231H228V230H226ZM109 232H111V233H109ZM160 232H161V233H160ZM214 232H216V234H217V233H220L219 236H218L217 238L215 237V235H213ZM114 233H115V234H114ZM118 233H119V232H118ZM118 233H117V234H118ZM109 234H110L111 236H110ZM113 234H114V235H113ZM211 234H212V235H211ZM107 236H106V237H107ZM166 236H167V237H166ZM56 237H57V236H56ZM57 238H58V237H57ZM108 238H107V239H108ZM114 238H115V236H114ZM114 238H113V239H114ZM163 239L165 240V242H163V241H164ZM114 240H116V239H114ZM109 241H110V239H108V243H110L112 240H111L110 242H109ZM105 242H107L106 239H105ZM105 242H104V243H105ZM145 242H147V241H145ZM145 242H144V243H145ZM111 243H112V242H111ZM223 243H228V242H223ZM106 244H107V243H106ZM112 244H113V243H112ZM112 244H111V245H110V244H107V245H109V248H110V249L107 248V247H106L107 245H106V246H105L106 249H105V247H104V248L102 249L103 251H101V252H102V253H103V252L105 253L107 249H108V251L110 250V252H111L112 250H116V249H115L116 247L114 246L115 244H113V246H114L115 248L112 246ZM214 244H215V243H214ZM237 245L239 246V248H238ZM57 246L60 247V246L58 245V243H55V244H54V247L57 248ZM110 246H112V247H110ZM253 247H254V248H253ZM111 248H112V250H111ZM175 248H176V249H175ZM262 248H263V250H264V247H262ZM104 249H105V250H104ZM173 249H175V250L178 249V250H177L176 252H174L175 250L173 251ZM229 249H230V250H229ZM259 249H260V248H259ZM234 250H236V251H234ZM261 250H262V249H261ZM101 252H100V254H101V259H104V258H103L104 256L102 255ZM113 252H114V251H112L111 253L108 252V254H111V255H112V254L115 253L114 255H115L117 258L120 259L121 254H119L118 252H117L118 254H116V251H115L114 253H113ZM238 252H239V251H238ZM238 252H237V253H238ZM260 252H261V253H260ZM263 252H264V251H263ZM56 254H57V253H56ZM56 254H55V255H56ZM64 254H65V251H62V250H61V252H59V253L57 254L56 257H55V255H53L50 264H58V261H62V260H61V259L63 258L62 255L64 256ZM100 254H99V255H100ZM105 254H107V253H105ZM105 254H104V255H105ZM108 254H107L106 257L108 258V260H109V259L111 260V257L114 256V255H112V256L110 255V256H109ZM152 254H153V256H152ZM174 254H175V255H174ZM181 254H182V252H181ZM259 254H261V255H259ZM99 255L97 256L98 258H100ZM147 255H148V256H147ZM194 255H195V257H194ZM256 255H257V256H256ZM262 255H263V256H262ZM102 256H103V257H102ZM119 256H120V257H119ZM142 256H143V255H142ZM145 256H144V257H145ZM54 257H55V258H54ZM61 257H62V258H61ZM116 257H115V258L113 257L112 259H114V260L116 259V260H117ZM192 257H193V258H192ZM196 257H197V259H196ZM56 258H57V259H56ZM98 258H97V259H98ZM107 258H105L104 260H107ZM181 258H182V259H181ZM185 258H186L187 260H186ZM189 258H190V259H189ZM200 258H201V259H200ZM101 259H100L99 261H101ZM119 259H118V260H119ZM259 259H260V261H259ZM262 259H263V260H262ZM56 260H57V261H56ZM104 260L101 261V262H104ZM108 260L106 261L107 264H108V262H109V264H110V263H111V264H115V262L112 263L114 260H111L112 262H111V261H108ZM197 260H199V261L197 262ZM95 262H96V261H95ZM106 262H104V263H102V264H105ZM250 262H251V263H250ZM252 262H253V263H252ZM258 262H259V263H258ZM260 262H261V263H260ZM64 263H65V262H64ZM64 263H63V264H64ZM98 263H99V262H98V260H97V263H95V264H98ZM133 263H134V262H133ZM133 263H129V264H133ZM143 263H142V264H143ZM59 264H62V263L59 262ZM100 264H101V263H100ZM138 264H141V261H139ZM200 264H201V263H200Z\"/></svg>",
  "mask_w": 264,
  "mask_h": 264
}]
</instances>
